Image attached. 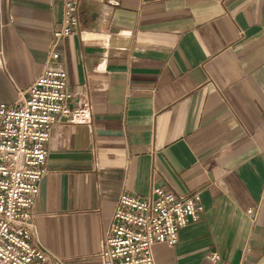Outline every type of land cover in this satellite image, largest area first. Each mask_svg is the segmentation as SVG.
Listing matches in <instances>:
<instances>
[{
	"label": "crops",
	"instance_id": "0c3cea01",
	"mask_svg": "<svg viewBox=\"0 0 264 264\" xmlns=\"http://www.w3.org/2000/svg\"><path fill=\"white\" fill-rule=\"evenodd\" d=\"M63 0H0L13 104L49 58ZM61 41L72 104L89 126L58 124L33 207L38 239L67 264L99 257L121 194L163 187L204 212L157 264H264V0H80ZM253 210L249 215L248 211Z\"/></svg>",
	"mask_w": 264,
	"mask_h": 264
},
{
	"label": "built area",
	"instance_id": "2783aa9c",
	"mask_svg": "<svg viewBox=\"0 0 264 264\" xmlns=\"http://www.w3.org/2000/svg\"><path fill=\"white\" fill-rule=\"evenodd\" d=\"M79 2L63 0L62 21L41 74L26 91L17 90L13 104L0 103V264H67L39 241L33 207L48 174L52 129L58 124L89 126L93 121L90 101L72 104L60 61L61 41L79 26ZM4 29L0 22L2 72L7 70ZM203 212L198 194L182 197L163 187L152 188L147 197L121 194L99 253L102 264H157L155 247L176 246L179 232L198 222ZM205 264L229 263L212 252Z\"/></svg>",
	"mask_w": 264,
	"mask_h": 264
}]
</instances>
